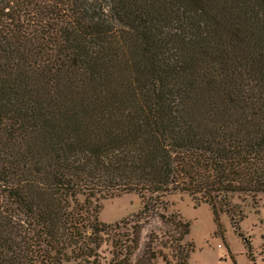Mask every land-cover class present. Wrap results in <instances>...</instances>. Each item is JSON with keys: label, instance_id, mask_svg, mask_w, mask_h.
Listing matches in <instances>:
<instances>
[{"label": "trees", "instance_id": "obj_1", "mask_svg": "<svg viewBox=\"0 0 264 264\" xmlns=\"http://www.w3.org/2000/svg\"><path fill=\"white\" fill-rule=\"evenodd\" d=\"M176 192L245 238L229 202L264 194V0H0V264H188L189 224L159 214ZM130 193L129 227L99 221Z\"/></svg>", "mask_w": 264, "mask_h": 264}, {"label": "rangeland", "instance_id": "obj_2", "mask_svg": "<svg viewBox=\"0 0 264 264\" xmlns=\"http://www.w3.org/2000/svg\"><path fill=\"white\" fill-rule=\"evenodd\" d=\"M165 209L159 214L169 217L172 214L189 224L190 234L187 241L192 244L188 264H252L245 255V244H249L255 258L254 264H264V194L234 195L230 198L232 213L237 228L246 238H241L230 223L229 217L221 215L220 227L214 220L211 208L207 204H198L192 196L184 193H173L162 198ZM143 200L136 194H123L101 200L98 219L106 225H114L128 219V227L136 220L142 209ZM143 222V221H142ZM142 242L152 230L158 234L165 230L159 218L153 217L144 224ZM244 242H243V240ZM103 252L109 247L103 246ZM107 257L109 255L105 254ZM156 264H167L166 257H159ZM172 264V263H171Z\"/></svg>", "mask_w": 264, "mask_h": 264}]
</instances>
